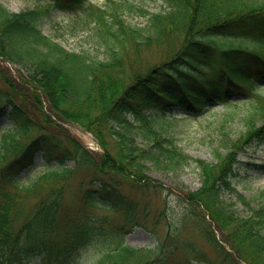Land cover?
I'll list each match as a JSON object with an SVG mask.
<instances>
[{"label": "trees", "instance_id": "1", "mask_svg": "<svg viewBox=\"0 0 264 264\" xmlns=\"http://www.w3.org/2000/svg\"><path fill=\"white\" fill-rule=\"evenodd\" d=\"M163 1L166 10L151 12L126 0L131 13L149 19L145 27L90 0H49L19 12L0 3V120L13 123L0 136V264H82L89 249L88 264H182L173 260L180 235L170 234L168 250L162 243L176 216L169 203L150 206L125 189L161 186L147 163L173 171L191 162L203 182L185 191L176 221L194 222L220 264H264V208L239 215L224 198L232 192L249 205L230 176L242 144L264 138V0ZM51 9L75 15L76 26L94 24L104 56L69 51L44 34L39 18ZM4 61L30 71L15 74ZM235 98L252 102L247 129L226 153L218 148L214 162L192 158L159 119L171 109L200 115ZM66 124L92 132L102 151H89ZM40 154L56 169L23 180ZM76 166L94 171L80 192L83 206L105 214L64 215L66 173ZM135 227L155 238L152 247L126 243ZM181 246L200 253L189 240Z\"/></svg>", "mask_w": 264, "mask_h": 264}, {"label": "rangeland", "instance_id": "2", "mask_svg": "<svg viewBox=\"0 0 264 264\" xmlns=\"http://www.w3.org/2000/svg\"><path fill=\"white\" fill-rule=\"evenodd\" d=\"M47 0H0L12 12H18L27 8H34L38 4H44ZM97 5H101L108 10L117 9L123 14V18L131 25L145 27L149 19L142 16L139 12L131 13L127 9L126 0H115L118 4H114L113 0H91ZM135 1L139 6L146 7L150 11L166 10L167 4L163 0H130ZM71 18H76L70 12H62L51 9L48 13L42 14L39 18V24L42 32L51 36L57 43L59 42L68 50L77 52L86 51L89 54L99 55L103 57L104 44L102 46L97 42L96 27L94 24L84 26L80 22L77 26L72 22ZM74 25V27H73ZM8 66L12 68L13 73L17 74L20 71L27 76L30 71L29 66L20 63L8 62ZM252 102L249 99H233L230 104L214 105L203 114L189 115L180 112L178 109H171L167 112L165 118L162 116L159 119H164V132L175 139L176 144L185 151L192 158H200L209 162L216 161L214 154L216 150L226 153L227 146L237 143L243 137L242 134L246 130L245 120L252 110ZM154 117H157L154 115ZM261 121H257L260 125ZM13 123L8 117L0 120V136L2 133L8 131ZM263 132H264V125ZM74 134L78 135L82 142L92 141V135L86 137L82 134L79 128L70 127ZM138 141L142 139L137 138ZM243 139V138H242ZM85 140V141H84ZM88 140V141H86ZM236 163L233 165V174L230 176L234 188L242 193L244 197L250 202L246 205L242 200H238L232 192H225L224 198L226 201L234 203V208L240 215H251L252 208H264V138L252 139L247 145L242 144V149L237 152ZM70 165H74L69 161ZM260 164L263 167H259ZM52 167H48L42 158V154L35 158V163L30 169L24 171L23 180H31L32 178L41 175L46 171H52ZM92 168H83L76 166L72 171L67 172L68 179L65 182L64 192V215L77 216L83 213L80 209L85 210L84 214L100 215L105 211L101 209H94L83 206L80 198V192L85 188L92 178ZM154 182L161 185L158 188H147L144 194L137 191H125L138 198L141 202L146 201L150 206L157 204L160 206L169 203L170 209L176 215L174 220L166 224L167 235L164 242L166 250H168L172 243V236L170 234L175 232L180 235L178 238V250L173 253V258L178 259L182 263H187L190 260L204 261L206 263L213 262V264H220L222 259L219 256L215 247L206 240V237L201 234L194 222L176 221L177 216L181 213L182 203L180 199L184 197L187 190H195L198 188L203 180L201 169L194 162L184 164V166L177 167L173 171L160 170L154 167L151 163H147L145 170ZM35 198L29 199L32 202ZM181 217V214H180ZM183 217V215H182ZM182 223L180 228L176 223ZM127 242L132 246L143 247V245H153L154 239L144 229L136 227L132 233L126 236ZM184 240H189L195 249L200 251L198 254L193 253L189 247L181 246ZM175 241V240H174ZM94 251L89 249L80 254V262L88 264L93 258ZM30 262L29 264H31ZM201 264V262L197 263ZM245 264V263H241Z\"/></svg>", "mask_w": 264, "mask_h": 264}]
</instances>
